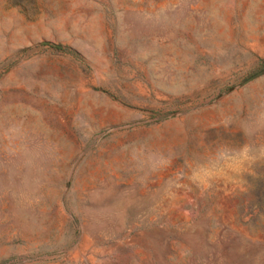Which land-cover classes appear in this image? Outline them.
Returning a JSON list of instances; mask_svg holds the SVG:
<instances>
[{"label":"rangeland","instance_id":"obj_1","mask_svg":"<svg viewBox=\"0 0 264 264\" xmlns=\"http://www.w3.org/2000/svg\"><path fill=\"white\" fill-rule=\"evenodd\" d=\"M0 264H264V0H0Z\"/></svg>","mask_w":264,"mask_h":264}]
</instances>
